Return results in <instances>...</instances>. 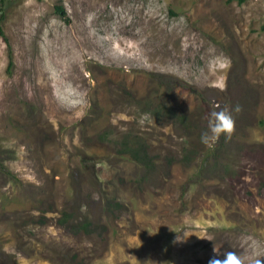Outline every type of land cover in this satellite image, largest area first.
I'll use <instances>...</instances> for the list:
<instances>
[{
  "label": "rangeland",
  "instance_id": "obj_1",
  "mask_svg": "<svg viewBox=\"0 0 264 264\" xmlns=\"http://www.w3.org/2000/svg\"><path fill=\"white\" fill-rule=\"evenodd\" d=\"M0 25V264H264V0H7Z\"/></svg>",
  "mask_w": 264,
  "mask_h": 264
},
{
  "label": "clouds",
  "instance_id": "obj_2",
  "mask_svg": "<svg viewBox=\"0 0 264 264\" xmlns=\"http://www.w3.org/2000/svg\"><path fill=\"white\" fill-rule=\"evenodd\" d=\"M239 111V108L236 109ZM235 121L227 110L213 111L208 116L207 130L201 135V143L207 147L214 146L222 135L229 137L234 131ZM209 264H245L242 256L228 252L224 260L212 259Z\"/></svg>",
  "mask_w": 264,
  "mask_h": 264
},
{
  "label": "trees",
  "instance_id": "obj_3",
  "mask_svg": "<svg viewBox=\"0 0 264 264\" xmlns=\"http://www.w3.org/2000/svg\"><path fill=\"white\" fill-rule=\"evenodd\" d=\"M246 0H239L240 3H244ZM7 3V0H0V11H2L4 9L5 4ZM59 11L62 13V15H65V9L63 7H59ZM0 34H2L3 36H5L4 31L1 29V25H0ZM141 147H139L138 149L135 148V150L130 151V155L132 156V158L137 161L138 163H140L142 166H144L145 168L149 169L150 167V159L148 158L146 151H142L140 149ZM1 164V163H0ZM65 217L64 218H68V213L64 214ZM63 218V219H64ZM88 223H84L83 226L86 227Z\"/></svg>",
  "mask_w": 264,
  "mask_h": 264
}]
</instances>
